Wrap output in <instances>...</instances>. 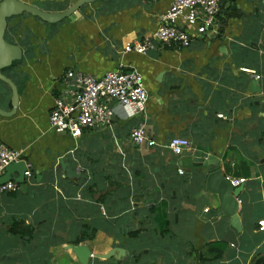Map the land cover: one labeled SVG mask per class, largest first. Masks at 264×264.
Masks as SVG:
<instances>
[{
    "label": "crops",
    "instance_id": "crops-1",
    "mask_svg": "<svg viewBox=\"0 0 264 264\" xmlns=\"http://www.w3.org/2000/svg\"><path fill=\"white\" fill-rule=\"evenodd\" d=\"M20 1L55 13L77 0ZM173 2L98 0L56 25L27 13L8 21L23 62L6 75L19 101L0 115V143L21 150L32 175L21 187L12 172L19 189L0 196V264H83L70 246L88 248L87 264H264V0H220L212 30L187 48L162 47L154 35ZM146 40L155 45L147 53L124 51ZM131 68L144 78L146 115L130 118L112 101L110 128L79 138L50 128L55 100L75 91L68 72ZM11 99L0 81V109L11 112ZM144 119L155 145L134 147L130 131ZM174 137L191 143L180 157L168 147ZM196 153L207 167L192 164ZM208 167L246 179L239 227L203 218L219 205ZM16 222L32 236L13 233ZM116 248L120 258L97 257Z\"/></svg>",
    "mask_w": 264,
    "mask_h": 264
},
{
    "label": "built area",
    "instance_id": "built-area-1",
    "mask_svg": "<svg viewBox=\"0 0 264 264\" xmlns=\"http://www.w3.org/2000/svg\"><path fill=\"white\" fill-rule=\"evenodd\" d=\"M219 10L220 0H174L162 17V23L154 37L162 47L187 48L193 39L200 38L215 27ZM184 26L193 27L195 34L188 32ZM154 48L155 45L146 40L134 45L128 44L124 51L145 54ZM67 78L73 81L72 86L75 87L72 99L58 97L49 116V126L58 134H70L74 138H79L85 129L98 125L110 128L115 115V109L110 105L112 101L127 111L130 118L146 115L149 94L143 76L134 68L109 72L100 78L70 71ZM129 138L131 144L138 148L149 142L145 119L131 129ZM149 143L155 145L154 141ZM190 145L188 139L174 137L168 147L173 155L180 157ZM20 161H24L21 150L11 149L0 143V176L7 166ZM31 167V164L26 163L25 177L32 175ZM179 173L184 172L180 169ZM229 180L233 186H241L246 181ZM18 189L19 185L16 182L0 183V196ZM260 224L261 229H264V221Z\"/></svg>",
    "mask_w": 264,
    "mask_h": 264
},
{
    "label": "water",
    "instance_id": "water-1",
    "mask_svg": "<svg viewBox=\"0 0 264 264\" xmlns=\"http://www.w3.org/2000/svg\"><path fill=\"white\" fill-rule=\"evenodd\" d=\"M96 1L98 0H77L67 10L55 13L42 11L36 6L26 4L20 0L0 1V80L6 83L10 87L12 92V111L5 112L0 109V115L9 116L14 114L19 101L18 87L11 79L3 74V71L20 65L23 60L22 48L17 44L8 42L5 38L8 21L13 17L21 16L22 14L27 13L51 25H56L57 23L62 22L66 18L76 13L83 6L94 3ZM192 164L197 167H207V161H205L200 153H196V156L192 160ZM25 171V161L11 163L6 167L5 175H3L2 177L3 182H7L10 180V174L12 172H17L19 175V178L17 179L18 183L22 185L21 187H25ZM68 171L72 175L74 174V170L68 169ZM241 188L242 186H233L228 177H226V175H224V173L220 169H212L208 167L206 189L216 195L219 201V205L217 208H211L210 210L205 211V213L203 214V218L207 220L214 217L227 216L232 219L236 227H239L237 212L239 208L238 198L241 193ZM70 248L76 253L81 263H88L91 253L87 247L70 246ZM116 253H118L117 257L119 258L124 255V252L121 249L116 248L107 254L98 255L97 257L102 259H109L115 256Z\"/></svg>",
    "mask_w": 264,
    "mask_h": 264
},
{
    "label": "trees",
    "instance_id": "trees-1",
    "mask_svg": "<svg viewBox=\"0 0 264 264\" xmlns=\"http://www.w3.org/2000/svg\"><path fill=\"white\" fill-rule=\"evenodd\" d=\"M6 40L10 43H13L11 42V39L10 37L8 36L7 37V34L5 36ZM14 44V43H13ZM23 62V60H22ZM22 62L20 63V65L18 66H15V67H12L10 69H6L3 71V74L6 76L10 71H15L16 69H18L21 65H22ZM1 81V80H0ZM3 82V81H2ZM4 83V82H3ZM6 84V83H5ZM7 85V84H6ZM9 87V86H8ZM12 232L15 233V234H21V235H28V236H32L33 234V228L31 227H26V226H22L21 223L19 222H16L13 224L12 226Z\"/></svg>",
    "mask_w": 264,
    "mask_h": 264
}]
</instances>
